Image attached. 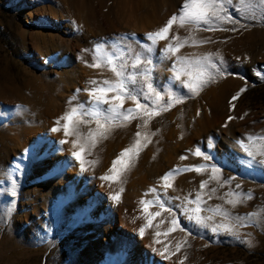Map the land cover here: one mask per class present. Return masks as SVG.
<instances>
[{"label":"rangeland","instance_id":"rangeland-1","mask_svg":"<svg viewBox=\"0 0 264 264\" xmlns=\"http://www.w3.org/2000/svg\"><path fill=\"white\" fill-rule=\"evenodd\" d=\"M100 1L108 16L101 20L104 32L89 26L88 0H71L70 14V0H0V264H264V166L253 162L249 167L253 158L247 155L264 160V0H230L220 14L231 11L237 22L214 30L177 19L167 39L155 45L145 40L146 34L182 14L187 0H165L158 27L129 20V0ZM40 32L53 35L46 48L36 36ZM108 42L117 46L97 51ZM177 42L182 45L177 50L161 53ZM89 51L92 60H87ZM121 65L126 76L136 75L130 88L146 91L145 85L153 82L150 71L155 85L164 86L157 87L159 98L155 92L148 99L139 96L150 116L143 109L127 121L91 114L96 111L92 90L105 80L115 82L111 68ZM226 81L231 84L219 93ZM23 83L26 89L20 90ZM8 88H15L17 96L9 99ZM108 107L100 109L107 114ZM129 108L136 103L125 99L123 109ZM73 109L71 121L64 119ZM157 145L168 146L161 155L166 169L149 179L145 169L154 170L148 162ZM198 149L213 159L197 156ZM125 150V168L112 172ZM91 153L103 160L95 174L88 166ZM172 156L177 162L169 167ZM213 164L221 167L220 173H212ZM200 165L205 167L195 171ZM121 171L129 173L126 191L102 179ZM177 172L196 177L186 180L189 187L183 193L173 186ZM228 178L233 179L225 183ZM203 181L208 183L201 189ZM197 194L199 214L211 217L206 226L189 221L192 213L185 211L197 207ZM120 205L126 226L120 222ZM129 207L138 214L127 216ZM173 219L187 230L174 228ZM147 235L160 238L161 244L151 245Z\"/></svg>","mask_w":264,"mask_h":264},{"label":"snow or ice","instance_id":"snow-or-ice-1","mask_svg":"<svg viewBox=\"0 0 264 264\" xmlns=\"http://www.w3.org/2000/svg\"><path fill=\"white\" fill-rule=\"evenodd\" d=\"M230 2V0H187L186 3H184L181 7H182V14L179 15H173L167 22V24L161 28L160 30H158L155 33H148L145 36V40L146 41H151V43L153 45H155L158 42V39H167V35L170 32V29L173 25V23L177 20L180 19L182 22H186L189 24H195L197 26L199 25H204L207 26L209 29H215L217 27H221L223 23H236L237 22V18L234 17L231 14V11H229L228 13L221 15L220 12L223 10L224 8V4ZM215 22H219V23H215ZM233 31L236 29H232ZM131 37H135V34H131ZM130 37H128L127 35L124 37V39H128ZM137 39V41L139 43L143 44V47L146 48L149 52H151V48L144 43L143 41L140 40V38L135 37ZM117 45H113V47H116ZM182 45L179 44L178 42L176 43L175 46L173 45H169V47L167 49H161V53L163 54L165 51H167L168 53L173 52L174 50H177L179 47H181ZM98 52H102L103 48L102 46H98L97 48ZM149 64H151V60L147 61ZM141 63L140 60L137 61V64ZM107 64L108 65H112L113 64V59L111 57L107 58ZM137 64H134L133 67H136ZM94 66L96 67H100L101 64L97 63ZM111 70L115 73L117 80L115 82H109L108 80H105L102 82V86H97L96 88H94L92 90V96L94 99V104L96 105V111L91 113L93 116L99 117L100 119H103L105 121L109 120V119H116V118H120L123 117V119L125 121H127L129 119V117L131 118H136V115H139L138 110L139 109H143L144 113L146 115H151V111L148 107L147 104H141L140 100H139V96L143 95L145 99H148L150 97V95L152 93H156L157 98H159V92L157 91V87L163 88V85H155V76L153 72H149L148 75L152 76L153 82L147 83L145 85L146 87V91H141L140 89L137 88H130L129 87V82H131L133 85L136 82V75L135 73H133L132 75L126 76L125 75V70H124V66L121 65L119 67H112ZM262 73H264V70H262ZM261 74V73H258ZM198 75H203V72H198ZM147 78V77H146ZM93 84H96V81L92 82ZM189 87H192V85L190 84ZM109 93H114V95H112L111 97H109ZM238 97L234 96L232 99L236 100ZM125 99H130L132 101H134L136 103V108H129L124 110L123 109V105H124V101ZM101 105H109L108 109L106 110L107 114H105V112L101 111L100 106ZM171 105H168V107H170ZM83 107V106H81ZM234 107V105H233ZM76 109H73V113L69 116H65L64 119L71 121L72 116L75 115L76 113ZM135 114V115H134ZM233 119V117H229V120ZM97 123L99 124V119L97 120ZM224 126H227V122L225 123ZM59 129L57 128H53L52 131H58ZM65 134H68V125H65ZM140 133L137 132V136H139ZM211 139V138H210ZM197 156H201L203 155L205 160H211L213 159V157L210 154H205L202 153L201 150H197L196 152ZM247 155L249 157H252L253 159L250 160L248 162V166L252 167L253 166V162L256 165H260V166H264V160H255V158L253 157V154L251 152H248ZM261 155H264V153H261ZM73 157H75L77 160L81 159V153L78 152H74L73 153ZM129 157V150H125L123 152L120 153V158H118L117 160H115L113 162L112 165V172H118V166L120 169H124L126 166V163L128 162L126 160V158ZM205 165H200L199 168H195V171H200L202 168H204ZM83 170V169H82ZM188 169H185V171H187ZM173 171H179V169H175L170 171L167 175H165L163 177V180L165 182L168 181L169 176L172 175ZM211 171L213 174H217L220 173L221 171V167L217 166L215 164H213L211 166ZM216 176L213 175V179H215ZM102 179H115V177H102ZM231 179L233 178H228V180L225 181V183H230ZM208 182L207 181H203L201 182V189H203L206 184ZM170 185H168L167 183L165 184V187H168ZM237 188H240L239 185L236 186ZM154 191V190H153ZM213 192L215 191V189L212 190ZM235 195V193L233 194ZM250 195V194H249ZM118 199V197H117ZM190 203L192 201H189ZM200 202H201V196L200 194H197L196 199H195V203L197 204L196 208L193 209H185L186 212H191L192 215H190L188 217L189 221L194 222L196 225H200V226H206L204 221L205 219H211V217L208 218H202L201 215L199 214L201 211L200 208ZM229 203H238L240 201H232L229 200ZM155 203V201H142V204L145 205H150ZM160 207H164V204L161 203ZM145 212L148 211L147 206L143 209ZM217 211H221L219 209V207H217L216 209ZM169 211H172V209H169ZM149 215H153L151 213H149ZM155 216H159L160 213L157 212L154 214ZM224 215H228L227 213H224ZM148 224L151 225L152 224V220L149 219L148 220ZM172 224L174 226V228L178 227L181 231H186L187 229L185 228L184 225L179 224L178 223V219H173L172 220ZM174 229H169V231H172ZM140 234L143 235L145 229L143 227L140 228ZM212 232L214 234H219L218 233V228L217 227H213L212 228ZM157 235H159V233H157ZM234 235V234H233Z\"/></svg>","mask_w":264,"mask_h":264},{"label":"bare ground","instance_id":"bare-ground-1","mask_svg":"<svg viewBox=\"0 0 264 264\" xmlns=\"http://www.w3.org/2000/svg\"><path fill=\"white\" fill-rule=\"evenodd\" d=\"M97 1V6H99L100 7V10L99 9H97V7H96V4L94 3V0H88V2L87 3H90L89 4V7H88V13H89V15L87 16V17H89L90 16V18L88 19V24H89V26L91 25L92 27H94V28H97L95 31H98V32H104V24H101V20H103V21H105V19L107 20V18H108V16H105V10L103 9L104 8V6L102 5V3H101V1L100 0H96ZM164 1L165 0H129L128 1V4H127V7H126V11H127V13L129 14V20L132 18L133 19V21H137V22H141V24H143V25H149V22H152L153 24H155V25H157V27L159 26V24H161L162 22H163V20H164V13L166 12V3H164ZM175 1L176 0H169V1H167V3H170V4H174L175 3ZM86 3V4H87ZM77 4H78V2H77ZM83 4V3H82ZM84 5V7H85V10H86V8H87V5H85V4H83ZM66 6V5H65ZM169 7H170V5H168ZM174 6V5H173ZM67 8H68V11H69V14H70V12H71V0H70V2H68V5L66 6ZM125 7V6H124ZM123 7V8H124ZM168 7V8H169ZM172 7V6H171ZM66 12H67V10H66ZM87 17H86V19H87ZM128 19V18H127ZM102 21V22H103ZM124 21H125V18H124ZM154 21V22H153ZM159 22V23H158ZM133 23V22H132ZM131 23V24H132ZM129 25V24H128ZM146 28V27H145ZM95 34H97V33H95ZM34 36V35H33ZM36 36H39V40L41 41V42H43V46H44V48H46L47 47V45L48 44H50L49 42H51V40L53 39V35L52 34H46V33H38V34H36ZM52 38V39H51ZM45 39H47L48 41H46ZM107 39V38H106ZM103 41V40H102ZM109 43V45L107 46H103L102 48L103 49H105V48H107V49H112L113 47H112V44L110 43V42H108ZM92 45V44H91ZM56 47V46H55ZM49 48V47H48ZM50 48H52V46L50 47ZM54 48V47H53ZM56 49V48H55ZM47 50V49H46ZM57 50V49H56ZM66 50V49H65ZM68 50V49H67ZM49 51V50H48ZM88 52V51H87ZM92 52L91 51H89V53H88V55H86V57H88L87 58V60H92V57H93V55L91 54ZM231 84V81H226L223 85H222V87L219 89V93L221 92H223V91H225L227 88H228V86ZM28 85V84H27ZM30 85H31V83H30ZM25 86H26V84H21L20 85V90H23V89H26L25 88ZM5 88V87H4ZM13 89H15V88H13ZM13 89H10V88H8L7 90L9 91V95H8V98L10 99L11 97H15V96H17V94H16V92H17V90H13ZM30 90V89H29ZM3 91V90H2ZM27 91V90H26ZM4 92V91H3ZM30 92V91H29ZM52 93V92H51ZM16 94V95H15ZM15 95V96H14ZM17 99V98H16ZM6 101V100H5ZM211 105H212V107H213V109H216V103H213V102H211L210 103ZM216 104V105H215ZM211 107V108H212ZM36 108V107H35ZM38 109V108H37ZM39 110V109H38ZM37 110L36 109H34V113L36 112ZM32 112V113H33ZM35 115L33 114V117H34ZM190 137V136H189ZM191 139V138H190ZM162 144H163V142H162ZM160 145V144H159ZM159 145H157V146H154L155 147V149H156V156H154V157H152L150 160H149V162H148V164H152L153 166L155 165V168H154V170H151V169H149V171H147V169H145V175H146V177L147 178H149V179H153V178H155V177H157V172H159L161 169H163V168H165L166 167V165H165V162H164V164L161 162V155H162V153L165 151V152H168V150H167V145L165 146V145H161V146H159ZM180 146H182V141L180 142ZM173 150V149H172ZM177 149H175L174 151H176ZM180 151H181V149H180ZM106 156V155H105ZM171 157V156H170ZM169 157V159H168V162H166V163H168L169 164V167H171L172 166V164H173V161H175V159H174V157L171 159ZM193 157V156H192ZM166 158V157H165ZM190 158V157H189ZM105 159V158H104ZM88 160H89V168L93 171V172H91L90 174H95V170H97L98 168H100L102 165V162H103V160H102V158L100 157V155L98 154V153H91L90 154V156H89V158H88ZM166 160H167V158H166ZM165 160V161H166ZM181 160V159H180ZM180 160H178V161H180ZM190 161H192V160H190ZM175 162H177V161H175ZM183 163V162H182ZM190 163H192V162H190ZM189 163V164H190ZM194 163V162H193ZM171 165V166H170ZM187 165V164H186ZM150 166V165H149ZM175 166V165H174ZM148 167V166H147ZM180 167V166H179ZM144 168V167H143ZM150 168H152V167H150ZM174 168V167H173ZM176 168V167H175ZM182 168V167H181ZM134 169V168H133ZM166 169V168H165ZM178 169V168H177ZM102 170V169H101ZM140 170V169H139ZM142 170V169H141ZM154 171V172H151V171ZM175 170V169H174ZM144 171V170H143ZM162 171V170H161ZM160 171V172H161ZM99 172H100V170H99ZM130 172V171H129ZM164 172V171H163ZM141 173V172H140ZM181 173V172H180ZM189 173V172H188ZM188 173H181V174H179L178 172H177V174L178 175H176L175 176V184L173 185V186H175L176 188H178V189H180L181 191H182V193L185 191V190H188V187H189V184H187V179H189V177L190 178H192V177H195L194 175H191V173L190 174H188ZM102 174V173H101ZM165 174V173H164ZM129 175V173H128V171H121L117 176H115V179H108V181L110 182V187H112L113 188V186H116V190L118 189V190H123V188H124V190L125 189H127L128 187H126L125 186V184H127V183H125L127 180H128V176ZM162 175V174H161ZM164 176V175H163ZM196 178V177H195ZM193 179V178H192ZM191 180V179H190ZM164 181V180H163ZM184 181H186V183H184L183 184V182ZM192 181L193 180H191V183H192ZM159 182V181H158ZM195 182V181H194ZM164 183V182H163ZM48 184V183H47ZM106 186H107V184H105ZM156 186V185H155ZM191 186V185H190ZM193 186V185H192ZM126 187V188H125ZM160 187V186H159ZM156 188H158V187H156ZM155 188V189H156ZM151 189V188H150ZM167 189V188H166ZM110 190V189H109ZM154 190V189H153ZM157 190H159V189H157ZM168 190V189H167ZM174 190H176V189H174ZM191 190V189H190ZM126 191V190H125ZM151 191V190H150ZM169 191V190H168ZM114 192V191H113ZM111 193V195H110V197H112V196H114V194L116 193ZM157 192V191H156ZM176 192H177V190H176ZM191 192V191H190ZM172 193V192H171ZM175 193V192H174ZM173 193V194H174ZM176 194V193H175ZM180 195V194H179ZM117 196V195H116ZM180 198V197H179ZM182 198V197H181ZM122 200V198H120V201ZM129 200V199H128ZM121 205H122V203H120ZM120 205V207H119V216H120V222L122 223V225H125L122 221H123V215L121 214L122 213V209H123V207ZM74 205H71V207H73ZM127 208V207H126ZM127 211V216H129V215H137L138 213L136 212H132V208H128V209H126ZM139 216V215H138ZM122 220V221H121ZM129 225V223L127 224V226ZM126 226V225H125ZM130 226V225H129ZM128 226V227H129ZM148 236V235H147ZM146 238V237H145ZM147 240H148V242L151 244V245H154V244H159L160 242H159V240H161L160 238L158 239H153V238H151V236H148L147 238H146ZM161 244V243H160ZM159 244V245H160Z\"/></svg>","mask_w":264,"mask_h":264}]
</instances>
